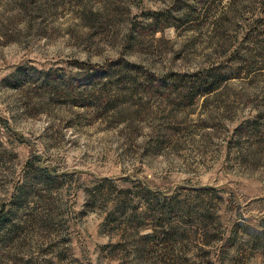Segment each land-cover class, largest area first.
Segmentation results:
<instances>
[{"label":"rangeland","instance_id":"374dc122","mask_svg":"<svg viewBox=\"0 0 264 264\" xmlns=\"http://www.w3.org/2000/svg\"><path fill=\"white\" fill-rule=\"evenodd\" d=\"M0 264H264V0H0Z\"/></svg>","mask_w":264,"mask_h":264},{"label":"trees","instance_id":"16d2710c","mask_svg":"<svg viewBox=\"0 0 264 264\" xmlns=\"http://www.w3.org/2000/svg\"><path fill=\"white\" fill-rule=\"evenodd\" d=\"M205 85H206V84H205ZM216 85H217V81L214 80V79H212L211 81H208V82H207V85H206L205 89H203V90L200 91V92H204V91L211 92V91H214Z\"/></svg>","mask_w":264,"mask_h":264}]
</instances>
